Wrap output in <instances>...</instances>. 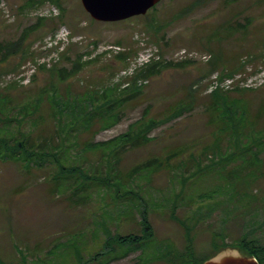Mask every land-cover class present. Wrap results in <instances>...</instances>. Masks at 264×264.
<instances>
[{
    "label": "rangeland",
    "instance_id": "374dc122",
    "mask_svg": "<svg viewBox=\"0 0 264 264\" xmlns=\"http://www.w3.org/2000/svg\"><path fill=\"white\" fill-rule=\"evenodd\" d=\"M39 1L0 0V43L18 40L25 28L39 18L46 19L27 42L32 54L26 60L20 55L12 57L0 66L1 97L12 99L14 117L25 114L17 109L41 100L35 116L38 119H28L20 127L15 120L13 127L0 124V129L7 136L10 132L33 138L38 134L55 135L53 144L65 150L61 160L64 168L79 171L62 174L67 176H60L59 193L53 194L54 177L59 173L56 164L26 171L13 161H0V264H164L162 254L173 249L181 253L188 245L182 223L192 230L191 245L200 259L213 253L215 236L227 243L244 236L257 237L264 243L263 163L248 164L257 162L256 158L232 160V154L219 160L217 150H211L217 143V130L211 125L215 102L228 108L238 103L256 111L264 99V0H162L147 17L114 23L92 19L81 0H55L59 5ZM248 20L253 22L245 34H229L231 27L236 29L237 24ZM58 35L66 38L68 45L54 62L56 58H48L43 48ZM144 42L146 47L141 45ZM68 48V59L62 58ZM145 48H152L159 56L153 62L189 61L190 65L174 66L160 76L144 79L149 82L142 94L120 108L121 121L112 128L99 129L97 122L89 132H56L59 120L52 115L56 108L51 97L68 105L65 121L78 117L81 111L74 109L72 102H87L89 106L91 95L97 92L106 88L125 90L115 78L127 62L117 56L126 51L133 59L145 53ZM78 54L83 57L81 63L88 65L67 80L41 69L56 65L59 73L70 70ZM218 54L225 61L214 71L210 60ZM44 57L51 67L39 64ZM33 64L36 71L32 75ZM241 66L245 69L242 67L238 74L220 79L225 69ZM191 88L197 91L189 93ZM217 89L221 90L219 99L212 96ZM113 100L103 99L100 104ZM180 103L189 108L183 116L153 130L152 143L129 150L118 161L120 171L127 174L149 159L160 158L164 166L158 173L144 172L136 177L127 198L121 197L120 202L113 183L109 187L94 185L86 193L76 188L74 183L83 182L80 170L84 169V174L87 169L93 172L100 164L104 151L92 144L106 143L126 133L148 105L152 117L162 118ZM184 147L188 148L183 156L167 161L169 153ZM225 148L224 143L220 152ZM98 171L100 175H94L102 178V170ZM122 189L129 190L127 186ZM73 190L83 192L89 200L76 202L71 198ZM139 195H144L146 202L141 204ZM142 205L155 235L147 253L136 251L125 257L117 254L90 261L105 250L109 232L141 234L138 210H144ZM127 207L133 210L129 216L124 211ZM73 242L83 247L81 262H77L75 250H69L68 244Z\"/></svg>",
    "mask_w": 264,
    "mask_h": 264
},
{
    "label": "trees",
    "instance_id": "16d2710c",
    "mask_svg": "<svg viewBox=\"0 0 264 264\" xmlns=\"http://www.w3.org/2000/svg\"><path fill=\"white\" fill-rule=\"evenodd\" d=\"M46 1L49 0H40L38 3L41 4L45 3ZM50 1L59 5L55 0ZM145 16L147 17L148 14ZM45 20V18H39L34 24L25 28L18 40L0 43V66L3 63H7L12 59V57H17L20 55L22 60H26V58L32 54L30 53V43L27 44V42L30 40V37L33 33L40 30ZM252 22L253 21L248 20L244 24L239 23L237 24L236 29L231 27L232 30H228L230 31L229 34H235L239 31H242L245 34L248 27L252 25ZM68 52L69 48L65 53H63L62 58L64 57L65 59H68ZM76 57V61L70 70H62L59 73L57 71L56 65L50 69H47L45 66H43L41 69L52 71L54 74H58L61 81L67 80L70 77L76 76L88 65L81 63L83 62V57L81 54H78ZM129 57V53H126V51L125 53L119 54L117 56L118 59L124 61L125 63L127 62L126 67L128 66L130 60ZM250 57L253 58V56ZM224 61L225 60L222 55L218 54L217 56H214V59L210 60V65L214 71H217L220 69V65L224 64ZM152 62L146 64L143 67H146V69L140 71L139 73L137 72L138 74H136L131 79L133 81H129L130 86L125 88V90L119 91L118 88H106L99 93L97 92L91 95L92 99L88 101L89 106H86L87 102H72V107H74V109L78 108V110L81 112L78 114V117L70 118L68 122L65 121L66 118L64 117L68 113V105H62L64 104L63 101L58 103L54 97H51L56 111L58 110L52 114L56 120H59V125L57 124L58 129L56 132H65V130H67L68 133H74L79 130L89 132L93 127H95L97 122H99V129H110L121 121L123 113L120 111V108L126 103L128 104V102L139 98V96L142 94L143 88L147 84L140 85L139 81L160 76L165 70L174 66H178V68H185L190 65L189 61L178 63L165 61ZM242 67L243 66L234 70L225 69L224 72L220 74V79L233 77L245 69L244 66L243 69L240 70ZM147 81L149 82V80ZM196 91L197 90L191 88L189 93H195ZM1 96L2 94L0 93V124H10V127H13L11 123L16 120L18 126L20 127V125H23L28 119H38V117L35 118V116L40 111L41 100L35 102L33 105H24L23 107L19 108L20 110L16 108L18 113L24 110L25 114H22L20 118H15V109L12 106V99H5ZM212 96L219 99L221 97V90L217 89L213 91ZM110 97L114 98L112 103L103 104L102 102L100 104L103 99L108 102ZM234 104L236 105L235 108H228L224 104L219 105L215 102L212 108L214 109V114L211 125L216 127L217 143L212 146L211 150H217L215 156L218 157L219 160H223L232 154V160L237 158L253 160L256 158L257 162H248V164L253 165L256 163L259 165L263 163L264 165V158H261V155H264V99L261 101L259 107L256 108V111H253L249 106H241L238 103ZM98 105L100 110L97 109ZM221 108H226L227 110L225 112H220L219 110ZM151 109V106L148 105L144 110L141 119L132 123L126 133L115 137L106 143L92 144L91 147H99L104 152L101 154V161L100 164L96 166V171L92 172L91 170V172H89L90 170L87 169V172L84 174V169L80 170L83 182L81 181L79 183H74L76 186L78 185V187H76L77 189L79 188L86 193L87 191L92 190V186L94 185H97L98 187L102 184H106V186L109 187L113 183L112 187L115 190L114 195H116L118 202H120L119 200L121 197L127 198L130 190H132V187L130 188V184L135 182L134 180L136 177H139V175L144 172L151 174L159 172L161 166H164V162L160 158L149 159L148 161L143 162L142 164L131 169L127 174L120 171V164L118 162L121 158L120 156L122 154H126L129 150L134 148H143L152 143L155 140L154 137H150L153 130L183 116L189 108L183 103L177 104L175 107L170 109L166 116L162 118L152 117L150 115ZM69 124L73 126L68 127ZM52 141H55V135H52L51 137H43L38 134L36 138H33L31 135L27 136L26 134L20 132L16 134L10 132V136H7V134L3 132V129H0V161H13L21 167H25L24 169L26 171H30L32 168L42 169L52 165L53 163L54 165L56 164L59 168V173H56V176L54 177L52 192L53 194L59 193V185L61 181L60 176H67L62 174H76L79 169L73 168L75 169L73 171L64 168L65 166L61 163V160L64 158V156H66V154H64L65 150L59 149L58 146H55ZM224 143L226 144V148L224 152H220V147ZM187 148L188 147H184L178 151H172L166 157L167 161L183 156ZM208 151L209 150L206 152ZM197 158L194 160H197ZM99 169L102 170V178L94 175L95 173L100 175L101 171H98ZM199 170L203 171V168L199 166ZM119 182L121 185L117 184ZM122 186H127L129 190L127 192H123ZM71 193V198L77 199L76 202L78 200V202L81 200L87 202L89 200L88 197L82 195L83 192L79 193L77 190H73ZM137 197L140 198L139 200L141 204L146 202L144 195H139ZM128 203L131 205L130 201ZM142 208L144 209L143 211L142 209L140 211L138 210L141 234L132 233L129 235H120L118 233L112 234L109 232L107 241L104 243L106 245L105 250L96 254V257H92L90 261H95L101 257L106 258V256L109 257V255L114 256L117 254V257H125L136 251H141L143 253L146 251L145 253H147V250L153 242L155 235L152 225L148 220V214L146 211L147 209L143 205ZM124 211L127 212L128 216L133 212L132 207H127ZM182 226L186 230V241L188 245L185 251L181 253L173 249L162 254L160 259L164 261V264H203L221 251L228 248L236 249L246 256L256 258L259 264H264V243L257 239V237L251 238L249 236L241 237L240 239L231 243H227L225 240L220 239L219 236H215L214 242L212 244V248L214 250L212 251L213 253L207 255L203 259H200L202 257L196 255L191 245L192 230L186 228L183 223ZM73 244L74 245H72V243L68 244L69 250L71 252L75 250V258L77 259V262H81L82 259H84L82 257L83 247H81L79 243L75 245V242H73ZM139 264H143V262H140Z\"/></svg>",
    "mask_w": 264,
    "mask_h": 264
},
{
    "label": "water",
    "instance_id": "95a60500",
    "mask_svg": "<svg viewBox=\"0 0 264 264\" xmlns=\"http://www.w3.org/2000/svg\"><path fill=\"white\" fill-rule=\"evenodd\" d=\"M162 0H81L85 11L97 22L114 23L145 16ZM203 264H259L258 260L228 248Z\"/></svg>",
    "mask_w": 264,
    "mask_h": 264
},
{
    "label": "built area",
    "instance_id": "2783aa9c",
    "mask_svg": "<svg viewBox=\"0 0 264 264\" xmlns=\"http://www.w3.org/2000/svg\"><path fill=\"white\" fill-rule=\"evenodd\" d=\"M49 37L47 39H49ZM66 41H67L66 38H61L59 35L56 36L55 39H50V41H48V45H45L44 48H43L45 51H48V56L47 57L48 58L51 57V56L55 57L56 58L54 60V62H55L58 59V55H60L62 52L65 51V49H66V47L68 45V44H65ZM145 44H146L145 42H144V44L141 43L142 46H144ZM144 47H146V46H144ZM109 49H111V47ZM118 49H120V48L118 47ZM105 50H107V49H105ZM145 50H146L145 53H138L133 59H130L129 63H128V66L125 69H123V71H121L116 76L115 82L118 83V84H122V88L123 89L128 88L130 86V82L129 81L146 64H149L153 60H158L159 59V56L156 54V52L152 48H148V49L145 48ZM44 59H45V57H44ZM48 62H50V61H48ZM39 64L47 65L48 67L52 66L51 63L47 64V60L46 59L40 61ZM33 68H34V70H32V72H33L32 75L36 71V65H34ZM28 82H30V81H28ZM228 82L230 84L232 83V81H229V80H228ZM139 84L140 85L148 84V81L147 80H142V81H139ZM225 86H226V84H225ZM226 87L229 88L230 85L226 86Z\"/></svg>",
    "mask_w": 264,
    "mask_h": 264
}]
</instances>
